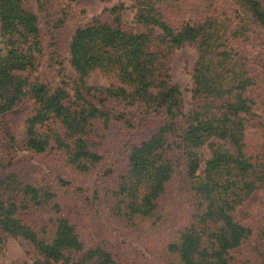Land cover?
<instances>
[{"label":"trees","instance_id":"1","mask_svg":"<svg viewBox=\"0 0 264 264\" xmlns=\"http://www.w3.org/2000/svg\"><path fill=\"white\" fill-rule=\"evenodd\" d=\"M72 1L0 0V264H264V0Z\"/></svg>","mask_w":264,"mask_h":264},{"label":"rangeland","instance_id":"2","mask_svg":"<svg viewBox=\"0 0 264 264\" xmlns=\"http://www.w3.org/2000/svg\"><path fill=\"white\" fill-rule=\"evenodd\" d=\"M123 3L124 9L122 11V19L130 23L134 15V8L132 7L131 0H73L66 8V4H63L64 10L67 12L65 17V23L62 28L63 36H66L68 30L73 25L83 23L94 15L102 14L105 18L110 19V9L114 5ZM197 57V52L194 48L185 44L176 49L171 56V79L172 82L178 85L181 96L183 98L184 109L187 111L190 108V88H191V68ZM67 70L70 74L74 75L73 69L67 65ZM57 79H53L52 82H56ZM87 82L91 85L107 86L110 83L115 82L111 77L103 75L100 71L92 72ZM256 132L250 129V138L256 136ZM209 151L204 148V157H208ZM92 183H89L91 186ZM261 192L247 202L244 209L254 210L256 208V201L260 197ZM29 248L22 239L8 238L4 245L3 250L0 252V263L2 262H14L25 259V252Z\"/></svg>","mask_w":264,"mask_h":264}]
</instances>
